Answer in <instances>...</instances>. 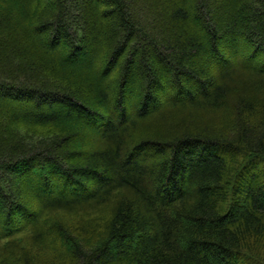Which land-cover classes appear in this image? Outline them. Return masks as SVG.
Returning <instances> with one entry per match:
<instances>
[{
	"label": "trees",
	"instance_id": "obj_1",
	"mask_svg": "<svg viewBox=\"0 0 264 264\" xmlns=\"http://www.w3.org/2000/svg\"><path fill=\"white\" fill-rule=\"evenodd\" d=\"M250 263L264 0H0V264Z\"/></svg>",
	"mask_w": 264,
	"mask_h": 264
},
{
	"label": "rangeland",
	"instance_id": "obj_2",
	"mask_svg": "<svg viewBox=\"0 0 264 264\" xmlns=\"http://www.w3.org/2000/svg\"><path fill=\"white\" fill-rule=\"evenodd\" d=\"M238 12H242V11H238ZM248 33V32H247ZM249 34V33H248ZM80 215V213H69L68 215H64L63 213H60V218L63 220H65L66 222H68V223H71L72 221H74L75 219H78V216ZM82 215V214H81ZM86 215H89V213L88 214H86ZM49 220L50 221H53V220H56V217L53 215L51 218H49ZM250 264H252V263H250ZM254 264V263H253Z\"/></svg>",
	"mask_w": 264,
	"mask_h": 264
}]
</instances>
